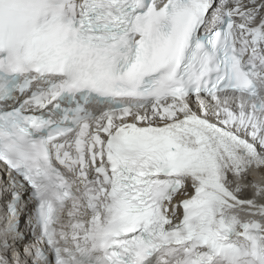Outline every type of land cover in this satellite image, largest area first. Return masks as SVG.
I'll use <instances>...</instances> for the list:
<instances>
[{
    "label": "snow or ice",
    "instance_id": "obj_1",
    "mask_svg": "<svg viewBox=\"0 0 264 264\" xmlns=\"http://www.w3.org/2000/svg\"><path fill=\"white\" fill-rule=\"evenodd\" d=\"M0 264H264V0H0Z\"/></svg>",
    "mask_w": 264,
    "mask_h": 264
}]
</instances>
